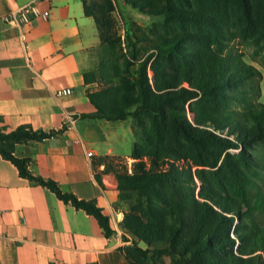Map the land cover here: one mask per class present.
<instances>
[{"label": "trees", "instance_id": "obj_1", "mask_svg": "<svg viewBox=\"0 0 264 264\" xmlns=\"http://www.w3.org/2000/svg\"><path fill=\"white\" fill-rule=\"evenodd\" d=\"M127 1L163 18L155 30L158 40L140 58L122 57L121 66L113 67L118 82L87 93L95 111L83 115L119 120L136 112L138 124L147 121L151 132L142 133L149 144L145 151L134 144L130 171L124 157L93 161L114 175L121 200L134 196L120 222L134 237L125 250L127 259L146 264L150 253L177 256L178 264H264V221L254 217L255 211L264 212V192L258 189L249 201L242 184L264 171V159L255 155L264 144V102L254 87L261 73L240 55L226 52L227 42L237 38L264 43V0ZM106 4L110 9L111 2ZM84 8L107 42L97 16L85 2ZM83 76L85 83L98 79L96 71ZM61 131L34 130L28 124L11 131L0 127V155L21 177L92 215L110 236L109 218L93 199L63 191L53 179L30 170V157L14 154L17 144ZM172 147L184 153L175 155ZM100 174L94 170L98 184Z\"/></svg>", "mask_w": 264, "mask_h": 264}, {"label": "crops", "instance_id": "obj_2", "mask_svg": "<svg viewBox=\"0 0 264 264\" xmlns=\"http://www.w3.org/2000/svg\"><path fill=\"white\" fill-rule=\"evenodd\" d=\"M31 1L0 0V127L62 130L17 144L14 154L30 157V170L53 179L63 191L93 199L114 232L106 236L92 215L21 177L0 155V264H131L125 250L134 237L120 228L124 200L114 175L93 161L124 157L130 171L137 142L134 119L83 116L95 111L87 93L100 88L97 80L85 83L83 75L95 71L104 46L94 16L85 13L89 0H41L49 16L23 26L26 58L20 29L1 17ZM61 88L72 93L55 96ZM94 170L101 172V184Z\"/></svg>", "mask_w": 264, "mask_h": 264}, {"label": "rangeland", "instance_id": "obj_3", "mask_svg": "<svg viewBox=\"0 0 264 264\" xmlns=\"http://www.w3.org/2000/svg\"><path fill=\"white\" fill-rule=\"evenodd\" d=\"M109 1L111 2L110 9L107 7L106 0H89L88 2L90 10L94 12L100 21L102 32L107 39V42L104 43L100 51L99 64L95 69L99 87L114 85L118 82V78L114 77V65L121 66L122 57H127L130 61H132L133 55L137 58L142 57L146 50L157 42L158 35L155 30L163 22L161 16L144 13L140 8L128 3L127 0H123L127 4L126 6L122 4V0ZM147 8L145 7V9ZM158 32L163 33L160 29ZM226 52L240 55L245 62L255 66L260 71L261 75L256 79L254 87L257 86L259 89V101L264 102V43H260L259 45L251 44L246 39L237 38L227 42ZM134 67L131 66L130 71ZM147 76L148 78L150 77L149 82L152 83L153 73L149 69L147 70ZM187 115L191 119L190 114L188 113ZM132 117L134 119L136 141L139 143L140 148L145 151V149L149 148V144L142 139V133L147 132L151 134L147 128V121L144 120L146 122L142 126L138 124L136 112L133 113ZM155 143L156 141H153V144ZM171 151L175 155L184 153L183 149L177 147H172ZM255 153V155L264 159V144L258 145ZM178 164H183L181 159L178 160ZM195 181V190L199 191L200 182L196 179ZM242 184L249 201H252L258 189L264 192V171L258 178L250 179V183L242 182ZM133 202L134 196L131 195V198L124 200L121 204L123 208L127 209ZM254 217L258 222L263 223L264 212L255 211ZM235 221L237 220L235 219ZM138 245L146 248V245L142 242H138ZM131 246L132 242L129 244V247ZM161 247L163 246L160 245ZM150 255L149 253L147 256L146 264H178L177 256L172 257L168 254Z\"/></svg>", "mask_w": 264, "mask_h": 264}, {"label": "built area", "instance_id": "obj_4", "mask_svg": "<svg viewBox=\"0 0 264 264\" xmlns=\"http://www.w3.org/2000/svg\"><path fill=\"white\" fill-rule=\"evenodd\" d=\"M40 1L41 0H32L26 5L18 9L12 10L1 17V21L3 23L16 26L18 29H20L19 36L22 41L20 46L26 58H27L28 45L25 42H23L24 41V36L22 33L23 26L29 25L30 23H32L33 20L37 18L46 20L49 16V10L42 9L39 6ZM149 80H150V77H149ZM71 93H72V90L70 88H61V89H56L54 91V95L57 97L66 96ZM86 155L90 157L93 155V152L91 150H88L86 152Z\"/></svg>", "mask_w": 264, "mask_h": 264}]
</instances>
